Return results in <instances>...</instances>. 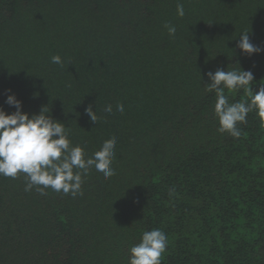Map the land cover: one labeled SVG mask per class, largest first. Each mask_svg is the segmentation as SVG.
<instances>
[{"label": "trees", "instance_id": "trees-1", "mask_svg": "<svg viewBox=\"0 0 264 264\" xmlns=\"http://www.w3.org/2000/svg\"><path fill=\"white\" fill-rule=\"evenodd\" d=\"M244 32L264 49V0H0V109L15 112L8 95L29 117L47 107L87 157L116 139L115 174L89 169L76 196L0 176V264H128L153 229L161 264H264V120L219 132L204 89L218 68L264 84Z\"/></svg>", "mask_w": 264, "mask_h": 264}, {"label": "clouds", "instance_id": "clouds-1", "mask_svg": "<svg viewBox=\"0 0 264 264\" xmlns=\"http://www.w3.org/2000/svg\"><path fill=\"white\" fill-rule=\"evenodd\" d=\"M178 17L185 15L183 3H177ZM169 35L176 32L175 26L165 24ZM237 47L247 55L258 54L261 49L251 43L248 32L242 33ZM51 62L62 65L59 55L53 56ZM210 83L204 89L215 92L216 102L214 114L218 120V131L227 132L233 138L241 136L238 123H245L251 111H255L258 118L264 120V84L253 94L251 84L253 73L251 71L223 70L207 73ZM243 89L249 99L230 103L225 90L235 92ZM15 107V112L6 114L0 109V176L17 178L24 174L25 191L33 187L41 194L44 189L51 188L72 196L81 194L83 177L88 175L89 169L110 178L115 174L112 167L115 156V137L105 140L98 151L87 157L83 147L72 146L68 138V130L61 122L53 120L44 107L40 113L31 117L22 111L21 102L14 95H8L5 101ZM119 112L124 111L122 104H117ZM112 113V106L104 109ZM90 121L98 120L92 107L85 109ZM171 194V193H170ZM168 244L166 234L160 229L145 231L138 244L129 250L128 264H161L162 255Z\"/></svg>", "mask_w": 264, "mask_h": 264}]
</instances>
